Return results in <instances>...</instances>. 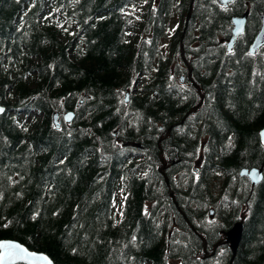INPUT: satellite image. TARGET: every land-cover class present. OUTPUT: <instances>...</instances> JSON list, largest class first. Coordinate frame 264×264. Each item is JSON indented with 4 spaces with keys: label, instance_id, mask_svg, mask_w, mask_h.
<instances>
[{
    "label": "trees",
    "instance_id": "obj_1",
    "mask_svg": "<svg viewBox=\"0 0 264 264\" xmlns=\"http://www.w3.org/2000/svg\"><path fill=\"white\" fill-rule=\"evenodd\" d=\"M262 13L264 0H0V239L53 264H263L264 166L253 187L239 174L264 159V46L249 52ZM242 217L232 261L227 244L212 253Z\"/></svg>",
    "mask_w": 264,
    "mask_h": 264
},
{
    "label": "water",
    "instance_id": "obj_2",
    "mask_svg": "<svg viewBox=\"0 0 264 264\" xmlns=\"http://www.w3.org/2000/svg\"><path fill=\"white\" fill-rule=\"evenodd\" d=\"M220 5L227 6L233 0H216ZM189 16V12H188ZM248 11H244L241 15L232 17V29L231 37L227 40L228 50L231 49L233 43L237 37L243 33L246 21H247ZM264 44V14H261V27L257 35L254 38V41L250 47V52H255L257 48ZM188 79H190V72L188 73ZM183 80V77H181ZM4 110V107L0 105V113ZM74 113L72 111H67L63 114V119L65 122L71 121ZM52 123L55 128H60L61 119L58 112L52 113ZM264 126L259 130L260 141L264 146ZM263 166L264 159L260 166L253 167H243L240 169L239 174L248 177L250 180L251 186L257 185L263 178ZM164 168V165H163ZM171 195L173 196L172 192ZM213 210H210V215L212 216ZM210 216V217H211ZM243 232V217L234 222L230 228L223 231V239L218 241L213 247V252L219 244H227L231 251V259L236 254L237 247L239 245L241 236ZM198 236L203 241L204 247L206 246L205 238L197 233ZM53 264L51 258L42 251L30 250L24 244L15 239H0V264ZM264 264V263H263Z\"/></svg>",
    "mask_w": 264,
    "mask_h": 264
},
{
    "label": "rangeland",
    "instance_id": "obj_3",
    "mask_svg": "<svg viewBox=\"0 0 264 264\" xmlns=\"http://www.w3.org/2000/svg\"><path fill=\"white\" fill-rule=\"evenodd\" d=\"M143 4L144 3H138V4H136V5H134V9L135 10H137V9H142L143 8ZM172 25V27H173V25L174 24H171ZM129 89H127V90H125L124 91V93L123 94H125V96L127 97L128 96V94H129ZM120 200H121V191H120V184L118 185V187H117V189H116V198H115V201H116V204H117V207H120ZM210 209H213V207H211ZM214 214H213V212H212V216L210 217V218H213L214 216H213ZM207 254H209L208 252H207ZM212 261H214V260H212Z\"/></svg>",
    "mask_w": 264,
    "mask_h": 264
},
{
    "label": "flooded vegetation",
    "instance_id": "obj_4",
    "mask_svg": "<svg viewBox=\"0 0 264 264\" xmlns=\"http://www.w3.org/2000/svg\"><path fill=\"white\" fill-rule=\"evenodd\" d=\"M248 17V16H247ZM261 17V16H260ZM261 27V26H260ZM244 30H245V28H244ZM259 30H260V28H259ZM258 30V31H259ZM258 31H257V33H258ZM244 32V31H243ZM257 33H256V35H257ZM241 35V34H240ZM255 35V36H256ZM255 36H254V38H255ZM238 38V37H237ZM254 38H253V41H254ZM228 40V39H227ZM236 41V40H235ZM253 41H252V43H253ZM235 43V42H234ZM234 43H233V45H234ZM252 43L250 44V47H251V45H252ZM226 45H227V41H226ZM233 45H232V47H233ZM262 46H264V44L263 45H261V46H259L258 48H257V50L255 51V52H250V47H249V52L251 53V54H255ZM227 47H228V45H227ZM232 47H231V49H232ZM230 49V50H231ZM227 50H228V48H227ZM181 77H183V76H181ZM181 81H184V77H183V80H181ZM216 250V249H215ZM212 253H214V252H212Z\"/></svg>",
    "mask_w": 264,
    "mask_h": 264
},
{
    "label": "bare ground",
    "instance_id": "obj_5",
    "mask_svg": "<svg viewBox=\"0 0 264 264\" xmlns=\"http://www.w3.org/2000/svg\"><path fill=\"white\" fill-rule=\"evenodd\" d=\"M235 16H238V15H235ZM231 23H232V21H231ZM231 29H232V26H231Z\"/></svg>",
    "mask_w": 264,
    "mask_h": 264
},
{
    "label": "snow or ice",
    "instance_id": "obj_6",
    "mask_svg": "<svg viewBox=\"0 0 264 264\" xmlns=\"http://www.w3.org/2000/svg\"><path fill=\"white\" fill-rule=\"evenodd\" d=\"M262 135H264V133H262Z\"/></svg>",
    "mask_w": 264,
    "mask_h": 264
}]
</instances>
